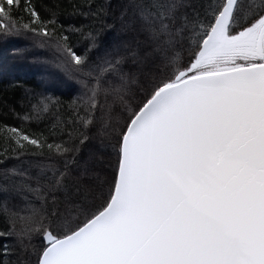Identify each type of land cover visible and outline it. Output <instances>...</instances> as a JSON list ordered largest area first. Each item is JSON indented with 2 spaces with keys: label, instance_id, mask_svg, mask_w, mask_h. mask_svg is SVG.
Returning a JSON list of instances; mask_svg holds the SVG:
<instances>
[{
  "label": "snow or ice",
  "instance_id": "1",
  "mask_svg": "<svg viewBox=\"0 0 264 264\" xmlns=\"http://www.w3.org/2000/svg\"><path fill=\"white\" fill-rule=\"evenodd\" d=\"M0 47V264H264V0H0Z\"/></svg>",
  "mask_w": 264,
  "mask_h": 264
},
{
  "label": "trees",
  "instance_id": "2",
  "mask_svg": "<svg viewBox=\"0 0 264 264\" xmlns=\"http://www.w3.org/2000/svg\"><path fill=\"white\" fill-rule=\"evenodd\" d=\"M23 41H16V47H22ZM8 51L0 47V95L5 93L10 100H18L24 88H37L41 81V75L35 69L28 70L30 65V58L20 60H8V72L4 73V64L8 59ZM11 85H20L22 87H11ZM55 95L60 96L61 99H67L66 90L62 88L55 89ZM2 119V117H0ZM9 123L14 122V118L9 116L7 118ZM2 150V149H0Z\"/></svg>",
  "mask_w": 264,
  "mask_h": 264
}]
</instances>
